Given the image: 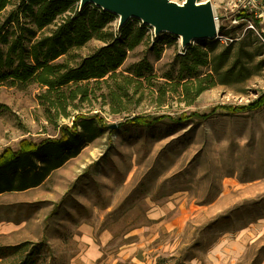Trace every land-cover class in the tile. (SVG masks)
I'll list each match as a JSON object with an SVG mask.
<instances>
[{
	"label": "rangeland",
	"instance_id": "1",
	"mask_svg": "<svg viewBox=\"0 0 264 264\" xmlns=\"http://www.w3.org/2000/svg\"><path fill=\"white\" fill-rule=\"evenodd\" d=\"M209 1L217 17V50L232 43L227 65L244 64L240 81L206 87V79L196 95L187 83L186 95L184 83L165 77L176 74L179 37L163 31L155 38L149 26L146 41L119 68L142 58L152 66L151 75L140 78L141 93L123 98L126 110L112 111L104 84L92 88L90 101L67 105L68 116L40 103L36 83L0 84V155L59 136L60 125L71 126L77 113L97 112L101 122L100 134L41 184L0 193V245L42 240L63 264H216L223 251L207 255L205 245L254 224L256 239L230 264H264V104L245 110L264 96V41L233 11L234 0ZM101 44L93 38L72 52L84 56ZM208 71L202 66L201 76ZM193 111L208 117L151 127L126 123L133 115L175 118ZM16 261L6 256L0 264Z\"/></svg>",
	"mask_w": 264,
	"mask_h": 264
},
{
	"label": "trees",
	"instance_id": "2",
	"mask_svg": "<svg viewBox=\"0 0 264 264\" xmlns=\"http://www.w3.org/2000/svg\"><path fill=\"white\" fill-rule=\"evenodd\" d=\"M114 18L115 14L91 3L79 8L76 0H0V84H38L42 88L38 96L40 103L47 109L61 110L63 116H68L65 109L67 105L72 106L73 100L90 101L92 88L101 89L104 84L107 86L104 97L108 96L114 105L112 111L126 110L123 98L131 100L130 91L141 93L140 78L151 75L152 66L142 58L122 70L119 68L128 52L146 41L149 25L132 24L128 20L114 30L111 26ZM93 38L102 44L84 56L72 52ZM218 46L214 39L201 45L184 46L174 58L176 74L166 72L165 77L184 83L186 95L191 93L187 83L194 86L196 95L205 88L202 82L206 79L210 80L206 87L243 79L244 64L237 65L235 60L227 65L232 43L220 50ZM206 65L209 71L201 76V67ZM159 91L158 96L163 97V89ZM162 102L160 99L159 103ZM251 103L245 110L262 106L264 96ZM207 117L208 114L195 111L175 118L167 114H141L128 117L126 123L151 127L195 118L204 121ZM71 122V126L60 125L57 137H47L0 155V193L23 191L41 184L101 132L97 112L77 113ZM6 256L17 257L14 264H63L55 261L51 247L42 240L0 245V259Z\"/></svg>",
	"mask_w": 264,
	"mask_h": 264
},
{
	"label": "water",
	"instance_id": "3",
	"mask_svg": "<svg viewBox=\"0 0 264 264\" xmlns=\"http://www.w3.org/2000/svg\"><path fill=\"white\" fill-rule=\"evenodd\" d=\"M91 3L117 15L120 27L130 18L152 27L154 35L167 31L180 38L182 47L194 39L218 37L211 2L205 0H79V8Z\"/></svg>",
	"mask_w": 264,
	"mask_h": 264
},
{
	"label": "crops",
	"instance_id": "4",
	"mask_svg": "<svg viewBox=\"0 0 264 264\" xmlns=\"http://www.w3.org/2000/svg\"><path fill=\"white\" fill-rule=\"evenodd\" d=\"M212 213L211 215H213ZM264 221V219L262 220ZM256 225L252 224L241 228L238 233L234 236H230L229 238L221 235L220 237H215L213 241L205 245V249L207 251V255H210L215 249L221 248L223 251L219 256V259L216 261L218 264L219 260H223L224 264H230L235 261L242 252L246 249L248 244H251L256 239L255 233ZM264 229V225L262 227Z\"/></svg>",
	"mask_w": 264,
	"mask_h": 264
},
{
	"label": "built area",
	"instance_id": "5",
	"mask_svg": "<svg viewBox=\"0 0 264 264\" xmlns=\"http://www.w3.org/2000/svg\"><path fill=\"white\" fill-rule=\"evenodd\" d=\"M233 11L239 12V15L243 14L240 19L246 22V27L257 33L264 41V0H234ZM214 18L217 22L215 15Z\"/></svg>",
	"mask_w": 264,
	"mask_h": 264
},
{
	"label": "bare ground",
	"instance_id": "6",
	"mask_svg": "<svg viewBox=\"0 0 264 264\" xmlns=\"http://www.w3.org/2000/svg\"><path fill=\"white\" fill-rule=\"evenodd\" d=\"M216 21V20H215ZM180 39V38H179ZM209 40V39H208Z\"/></svg>",
	"mask_w": 264,
	"mask_h": 264
}]
</instances>
